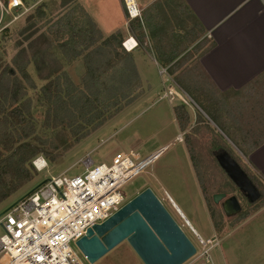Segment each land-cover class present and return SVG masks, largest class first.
<instances>
[{
	"label": "rangeland",
	"instance_id": "rangeland-1",
	"mask_svg": "<svg viewBox=\"0 0 264 264\" xmlns=\"http://www.w3.org/2000/svg\"><path fill=\"white\" fill-rule=\"evenodd\" d=\"M25 1L31 7L30 12L24 16L6 14L5 28L0 27V76L4 74L0 82V103L7 111L22 106L23 100L19 104L11 100L12 92L20 89L31 100L32 123L40 138L37 144L44 152L32 161L43 158L48 167L38 172L33 162L29 163L32 180L0 205V215L51 177L82 174L87 159L96 167L109 165L119 153L134 152L146 159L166 149L156 163L124 186L121 194L128 203L151 189L197 248V254L185 264H214L215 255L219 254V239L264 203V197L255 204L250 203L219 167L215 154L221 150L229 153L264 190L245 160L248 152L264 138V120L253 119V124L248 119L235 127L227 118V110L219 105L218 94L197 66L199 58L213 45L205 31L179 0H155L142 9L144 37L141 31L132 30L122 0ZM92 24L101 32L102 41L117 30H121L124 41L132 36L138 51L150 62H153L151 57H156L161 65L158 72L152 63L154 72H150V79L141 80V96L129 107H122L98 130L93 129L97 119L93 125H88V120L104 107L108 106L110 114H116L118 109L112 107L109 91L111 63L106 64L110 66L106 75H98L96 82L89 85L91 91L99 92L98 96L92 95L85 84L84 77L91 65L86 55L94 47L88 49L83 40L91 34ZM132 56L136 64L133 53ZM190 70L193 76L189 80L194 82V76L198 77L200 85L189 84L191 81L184 77ZM48 85H51L53 103L45 96ZM58 86L62 91L59 95L69 109L66 113L57 110L60 107L56 102ZM172 87L181 98L171 97ZM184 88L190 89L192 97ZM70 91L73 97L69 96ZM78 91L85 94L86 100L94 101L95 108H72L71 99H77ZM220 127L233 131L228 135L230 138ZM84 133L90 135L77 141ZM221 193L225 198L215 204L213 196ZM232 197L241 206L239 213L227 209L226 202ZM210 220L216 235L211 231ZM208 240L213 244H207ZM74 251L83 264H90L76 248ZM209 258L212 262H208ZM95 264L144 263L125 241Z\"/></svg>",
	"mask_w": 264,
	"mask_h": 264
},
{
	"label": "built area",
	"instance_id": "built-area-1",
	"mask_svg": "<svg viewBox=\"0 0 264 264\" xmlns=\"http://www.w3.org/2000/svg\"><path fill=\"white\" fill-rule=\"evenodd\" d=\"M122 2L128 23L142 21L138 0ZM30 8L25 0H0V27L5 28L6 14L24 16ZM134 39L123 42L126 51L132 52L127 44ZM153 155L142 159L138 153H119L109 165L96 167L87 159L82 174L51 177L36 187L0 215V264H83L74 251L81 253L77 243L127 204L121 190L146 171ZM41 159L33 161L38 172L48 167L45 160L38 165Z\"/></svg>",
	"mask_w": 264,
	"mask_h": 264
},
{
	"label": "crops",
	"instance_id": "crops-1",
	"mask_svg": "<svg viewBox=\"0 0 264 264\" xmlns=\"http://www.w3.org/2000/svg\"><path fill=\"white\" fill-rule=\"evenodd\" d=\"M154 1L138 0V5L145 9ZM179 1L214 45L199 58L198 65L207 76L213 92L218 94L219 105L227 110V118L235 123V127H240L248 119L264 120V0ZM119 31L121 30H117ZM130 43L132 49L137 42L133 40ZM133 50L131 54L135 56L140 78L147 82L155 65L160 71L159 60L151 57L153 62H150L138 48ZM220 131L224 135L233 132L221 127ZM179 141H182L181 138ZM245 160L264 187V138L248 152ZM262 191L261 198L264 197V190ZM173 204L181 212L174 202ZM210 223L214 233L211 220ZM192 229L195 232L193 227ZM195 234L201 238L198 232ZM217 247L220 249L219 254L215 255L214 264H264V203L219 239ZM210 260L212 262V258Z\"/></svg>",
	"mask_w": 264,
	"mask_h": 264
},
{
	"label": "trees",
	"instance_id": "trees-1",
	"mask_svg": "<svg viewBox=\"0 0 264 264\" xmlns=\"http://www.w3.org/2000/svg\"><path fill=\"white\" fill-rule=\"evenodd\" d=\"M131 28L133 31H141L143 35L142 37L145 36L143 24L140 20L131 22ZM102 40L103 37L101 32L92 24L91 34L87 35L83 40V43L88 45V49L94 47L92 52L86 55V59H89L91 65L89 66V71L85 75L84 80L86 81L85 84H87V89H90L89 85L96 82L94 80L98 75H106L105 73L109 71L110 67L106 64L111 63V86L109 87V91H111V100H113L112 107L118 110L116 114H110L107 106L104 107L103 110L97 112L94 117L90 118V120H88V125H93L95 118L98 121L93 127L95 130H98L104 126L109 119L115 117V115L122 110V107L124 108L132 105L143 93L141 92L140 94L142 84L134 58L131 52L125 51L122 46L124 41L122 33L117 32L106 40ZM213 46L214 45L208 50L212 49ZM157 54L160 56L159 49L157 50ZM78 55H82V52ZM23 56L25 59H28L26 52H23ZM197 66L201 69L200 65ZM10 71L8 74H10ZM191 74L192 72L190 70L183 75L188 78V81H191L189 80L190 76H193ZM204 76L207 78L205 74ZM3 78L4 74L0 76V82L3 81ZM194 79V82L191 81L189 84L194 86L200 85L198 82L199 78L194 76ZM178 84L181 86L180 83ZM57 89L58 93L56 102H58L60 106L57 110L66 113L65 111L69 109L67 108L62 95H59L62 92L59 90L60 86H58ZM184 90L191 95L190 89L184 88ZM44 91L49 102H52L53 100L51 97L53 95L51 85H48ZM68 93H70L69 96L72 95L73 97V92L70 91ZM77 93V99H71L72 108L78 109L80 107L86 110L95 108L94 101L86 100V96L83 92L78 91ZM90 93L92 95H99L98 91H91ZM11 100L13 104H19V102L23 100V104L22 106L13 107L7 111L4 105L0 103V115H2L0 119V205L32 180L29 163L33 162L32 160L39 154L44 153L37 144L40 138L36 136L35 125L32 123L31 100L24 97V94H21V89L12 92ZM122 101H124V104H122ZM82 104L84 105L82 106ZM178 109L179 108H177V114ZM178 116L179 114L177 117ZM65 117L66 116L63 117V120ZM56 118H58V115H56ZM182 125L184 127L186 124ZM89 135V133L80 134V138L77 141L85 139ZM32 138L36 140L30 141ZM245 173L248 175L246 171ZM248 177L259 190L261 195H263V191L257 181H255L250 175H248Z\"/></svg>",
	"mask_w": 264,
	"mask_h": 264
},
{
	"label": "water",
	"instance_id": "water-1",
	"mask_svg": "<svg viewBox=\"0 0 264 264\" xmlns=\"http://www.w3.org/2000/svg\"><path fill=\"white\" fill-rule=\"evenodd\" d=\"M218 161L250 203L261 199L259 190L228 153L219 155ZM224 198V194L215 195L214 201L219 203ZM226 206L233 213L241 211L235 197L227 200ZM125 241L144 264H185L197 254L195 245L151 189L105 223L89 229L77 245L87 261L95 264Z\"/></svg>",
	"mask_w": 264,
	"mask_h": 264
},
{
	"label": "bare ground",
	"instance_id": "bare-ground-1",
	"mask_svg": "<svg viewBox=\"0 0 264 264\" xmlns=\"http://www.w3.org/2000/svg\"><path fill=\"white\" fill-rule=\"evenodd\" d=\"M131 41H133V40H131ZM131 41H130V42H131ZM130 42L127 44V47L129 48V50H133L134 48L131 49L132 45H131ZM171 93L181 98V96H179V95L177 94V92L175 91V89H171ZM163 153H164L163 150L156 152L155 155H153V156L151 157V159L149 160V163H151L150 165H153L154 163H156L157 160L162 156ZM41 163H44V159H43V160L41 159V161H40V163H38V165L40 166ZM198 238H199V237H198ZM201 242L204 243V241H202V240H201ZM208 244H210V243H208ZM210 245H211V244H210ZM79 263H80V261H79Z\"/></svg>",
	"mask_w": 264,
	"mask_h": 264
},
{
	"label": "flooded vegetation",
	"instance_id": "flooded-vegetation-1",
	"mask_svg": "<svg viewBox=\"0 0 264 264\" xmlns=\"http://www.w3.org/2000/svg\"><path fill=\"white\" fill-rule=\"evenodd\" d=\"M218 154H215V157H216V161H217V163H218V165H219V167L223 170V168L221 167V165H220V163H219V161H218V156L219 155H221V154H223V153H227L226 151H224V150H221V151H218L217 152ZM229 154V153H228ZM230 155V154H229ZM231 156V155H230ZM232 157V156H231ZM233 158V157H232ZM234 159V158H233ZM235 160V159H234ZM236 161V160H235ZM237 162V161H236ZM238 163V162H237ZM239 164V163H238ZM224 171V170H223ZM224 173L226 174V172L224 171ZM227 175V174H226ZM227 177H228V175H227ZM229 178V177H228ZM229 180H230V178H229ZM231 181V180H230ZM232 182V181H231ZM233 183V182H232ZM234 184V183H233ZM235 185V184H234ZM236 186V185H235ZM238 188V187H237ZM239 189V188H238ZM240 190V189H239ZM240 192H241V190H240ZM242 193V192H241ZM243 194V193H242ZM217 195V194H216ZM221 195H223L222 193H221ZM225 195V194H224ZM244 195V194H243ZM215 196V195H214ZM214 196H213V201H214ZM245 196V195H244ZM214 203L215 204H218V203H216L215 201H214Z\"/></svg>",
	"mask_w": 264,
	"mask_h": 264
}]
</instances>
